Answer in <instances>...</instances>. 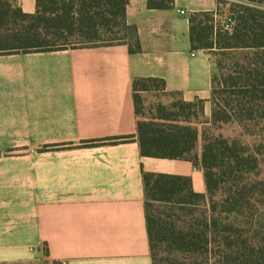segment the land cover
Returning a JSON list of instances; mask_svg holds the SVG:
<instances>
[{
  "label": "crops",
  "instance_id": "crops-1",
  "mask_svg": "<svg viewBox=\"0 0 264 264\" xmlns=\"http://www.w3.org/2000/svg\"><path fill=\"white\" fill-rule=\"evenodd\" d=\"M12 1L35 11V0ZM218 5L129 0L135 52L118 43L0 54V264H151L142 170L205 187L191 161L140 155L132 79L162 78L208 118L215 64L191 48L187 17ZM122 135L133 137L106 143Z\"/></svg>",
  "mask_w": 264,
  "mask_h": 264
},
{
  "label": "trees",
  "instance_id": "trees-1",
  "mask_svg": "<svg viewBox=\"0 0 264 264\" xmlns=\"http://www.w3.org/2000/svg\"><path fill=\"white\" fill-rule=\"evenodd\" d=\"M128 1L35 0V11L25 13L12 0H0V54L118 43L138 51L136 41L124 40L135 32L125 21ZM218 3L214 11H192L187 17L191 48L217 55L213 62L220 72L211 77L208 118L201 100L184 101L178 92L165 91L162 78L132 79L140 155L191 161L201 168L205 187L195 191L188 175L142 170L151 264H197L207 261L214 247L223 264H264V232L252 229L264 209V0L227 3L230 20L220 24L217 16L226 2ZM172 4L146 0L149 9ZM71 39L79 45L68 46ZM237 51H246L245 62L233 59ZM227 55L230 67L223 65ZM143 93L173 100L145 108ZM231 123L240 128L237 137L215 132ZM132 137H109L106 143Z\"/></svg>",
  "mask_w": 264,
  "mask_h": 264
},
{
  "label": "rangeland",
  "instance_id": "rangeland-1",
  "mask_svg": "<svg viewBox=\"0 0 264 264\" xmlns=\"http://www.w3.org/2000/svg\"><path fill=\"white\" fill-rule=\"evenodd\" d=\"M223 3L221 4V13L219 16H217L219 24L220 23H224V21H226V18L224 17L225 15H227L228 13V4L227 3H231V2H235V3H239L237 1H231V0H222ZM244 3V1H243ZM125 41L129 42L130 44L134 43V36L131 32H127V36L124 39ZM76 40L71 39L72 43H68V46L74 45L77 46L79 45L78 42H75ZM207 51V50H206ZM246 51H237L236 54L232 55L233 59H237L239 60V62H245V57L247 56V54H245ZM207 53L209 54V56L213 59V61L217 58V55L215 54L214 51H207ZM231 56L227 55L225 58L222 59L223 61V65L225 64L226 66L230 67L231 65V60L230 59ZM228 67H226L225 69H227ZM223 69V70H225ZM216 76H219V70L215 67V71ZM143 105L145 108H147V106L150 103L159 101L165 105H167L168 103H170L173 98L171 96H167V95H157V96H153L152 94H148V93H143ZM216 133H221L223 136L225 137H237L238 134L240 133V128L235 124V123H231V124H225L223 125L221 128H219L218 130L215 131ZM242 139L246 140V141H251L249 137H242ZM262 153V156L264 157V147L260 146ZM260 156V158H263ZM256 218H254V224L252 223V229H256L255 231H259V232H264V209L260 210L257 212V215L255 216ZM231 218V217H230ZM252 220V221H253ZM249 222V220H247ZM245 227L243 228H247V223H245L244 225ZM197 264H223L222 263V258L220 256V252L217 249V247H214V250L212 252L211 255H209L208 260H199L197 262Z\"/></svg>",
  "mask_w": 264,
  "mask_h": 264
},
{
  "label": "built area",
  "instance_id": "built-area-1",
  "mask_svg": "<svg viewBox=\"0 0 264 264\" xmlns=\"http://www.w3.org/2000/svg\"><path fill=\"white\" fill-rule=\"evenodd\" d=\"M231 1H237L239 3H243L244 0H231ZM181 13H183V11H181ZM226 18V20H230L229 18H227L226 16H224Z\"/></svg>",
  "mask_w": 264,
  "mask_h": 264
},
{
  "label": "water",
  "instance_id": "water-1",
  "mask_svg": "<svg viewBox=\"0 0 264 264\" xmlns=\"http://www.w3.org/2000/svg\"><path fill=\"white\" fill-rule=\"evenodd\" d=\"M58 263H59V262H57V261L55 262V264H58Z\"/></svg>",
  "mask_w": 264,
  "mask_h": 264
}]
</instances>
